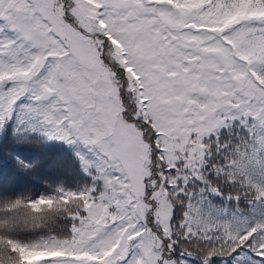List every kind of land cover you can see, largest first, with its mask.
<instances>
[{
  "label": "rangeland",
  "instance_id": "rangeland-1",
  "mask_svg": "<svg viewBox=\"0 0 264 264\" xmlns=\"http://www.w3.org/2000/svg\"><path fill=\"white\" fill-rule=\"evenodd\" d=\"M101 49L126 67L131 114L151 118L169 164L195 162L200 137L223 119L264 128V84L251 67L264 57V4L0 0V136L27 107L102 187L71 226V252L23 264H84L96 247L98 264H174L162 164L123 117Z\"/></svg>",
  "mask_w": 264,
  "mask_h": 264
},
{
  "label": "trees",
  "instance_id": "trees-1",
  "mask_svg": "<svg viewBox=\"0 0 264 264\" xmlns=\"http://www.w3.org/2000/svg\"><path fill=\"white\" fill-rule=\"evenodd\" d=\"M101 57L114 71L123 117L143 129L162 164L171 205L166 255L174 264H264V128L252 117L223 119L200 137L191 155L195 162L182 158L169 164L151 118L131 114L126 67L104 49ZM251 67L264 84V57ZM27 109L16 107L0 136V264L45 263L71 252V226L102 189ZM98 251L89 252L84 264H98Z\"/></svg>",
  "mask_w": 264,
  "mask_h": 264
}]
</instances>
